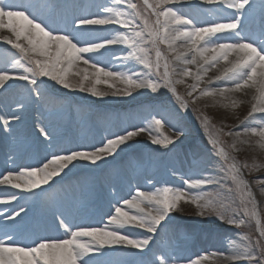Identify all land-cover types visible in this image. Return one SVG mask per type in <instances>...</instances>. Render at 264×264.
Segmentation results:
<instances>
[{
  "label": "rangeland",
  "instance_id": "obj_1",
  "mask_svg": "<svg viewBox=\"0 0 264 264\" xmlns=\"http://www.w3.org/2000/svg\"><path fill=\"white\" fill-rule=\"evenodd\" d=\"M88 1L90 5L81 10L85 15L103 12L105 8L135 14L136 31L143 34L138 47L146 50L141 54L155 65L156 53L160 52L159 72L163 74L167 66L168 76L172 80L183 81L175 84V87L177 95L188 101L189 108L187 111L179 110L176 105L178 101L172 98L166 88H161L158 92L140 89L129 97L108 95L97 98L85 92H71L48 78H42L43 82H39V87L44 91V100L40 104L26 102L24 122L17 130L18 134L27 137V142L17 148L14 156H6L8 150L0 143V171H18L28 165L38 167L45 161V157H50L55 149L50 148L43 137H36L34 126L40 121L49 125L53 144L70 148L77 144H98L109 133L131 125L143 127L146 121L155 116L162 119L163 123L159 129L153 128L154 133L175 137L176 131L171 126L182 130L183 134L174 144L168 148L151 144L149 135L145 132L134 138L127 147H123L117 156L108 158L107 163L90 165L83 160L74 162L75 167L66 170V174H61L62 178H54L56 183L48 190L50 199L66 210L73 224L103 227L111 206L116 204L114 197L132 199L136 195L137 186L144 192L161 193L165 187H184L187 193V186L183 184L182 178L200 179L210 176L215 181L213 184L194 188L192 193L201 198L200 203L211 202L214 206L225 204L230 209H238L240 217L246 221L244 225H230L214 214L201 216V209L195 203L182 200L179 202V211L169 213L156 233L150 234L135 227L125 229L133 236L150 237L149 247L143 254L131 247L117 246L106 250L105 255L100 258L101 264H155V259L161 255L170 258L169 264H190L195 260H199L200 264H247L244 259L225 260L219 253L225 256H243L250 246V240L260 238L258 222L264 225V135L260 134L264 129V114L257 112L251 120L242 123L252 111L253 104L264 107L261 86L257 84L242 92L229 91L220 96L219 89L232 88L230 81L214 80L215 77L222 76L223 70L230 66L226 61L221 59L215 66L204 65V59L196 53L197 63L186 64L185 60L192 59V53L187 52L185 41L175 40L170 46V43L161 39L167 35L171 41L175 36L176 26L171 20L169 31L165 33L164 18L158 16V13L171 4H162L161 0ZM144 1L147 6L152 7L154 13L145 6ZM7 2L22 4V0ZM34 2L43 12L40 15L32 9L30 11L33 16L43 19L50 27H63V9L53 10V6L59 5L61 0ZM262 3L264 0H254L252 7L256 14L253 17L245 16L239 31L240 36L258 46H264V38L261 37L262 22H258L259 19L262 20ZM132 4L136 5L135 9L131 8ZM174 10L180 15L187 14V18L193 19L197 26L205 21L220 20L231 11H222L219 6L210 7L202 4L201 0H187L186 3L176 5ZM125 18L131 16L126 15ZM158 19L160 23H157ZM255 21L256 25L253 24ZM90 31L97 40L130 35L126 28L115 25L101 26ZM4 37L16 39L10 29L0 28V65L8 64L13 59H19L27 65L23 54L7 44ZM19 42L27 46L23 37ZM127 51V45L117 44L110 46L107 53L90 54L88 58L115 71L130 74L145 72L146 68L135 58L125 59ZM209 55L210 53H205V56ZM233 58L229 56V60ZM65 67L69 82L77 84L82 79V74L78 76L76 73L88 66L83 61H78L70 68L67 65ZM185 67L191 69V75H182ZM91 71L93 70L89 69L90 79L85 81L89 87L94 83ZM196 73H200L199 80L195 78ZM110 83H115L117 88L124 87L118 81ZM193 85H198L195 91L190 87ZM95 86L99 91L107 93L115 90L109 84ZM22 88V82L14 85L0 100L5 97L9 102L22 99ZM190 91L191 96L188 95ZM210 92L216 94H208ZM12 107L15 108V104ZM151 108L154 111L150 116ZM245 128L249 131L245 132ZM252 128H256L257 132L252 133ZM237 133L240 135L237 136ZM210 141L217 142L215 147ZM149 180L152 181L151 184L148 183ZM65 191L84 199L71 203L65 198ZM13 193L18 196L22 194L21 190L11 186H0V201L8 199ZM23 195L25 199L11 201L8 206L0 203V233L11 230L12 226L5 223L7 215L10 210L19 211L20 205L28 210L26 216L21 213L22 227L16 237L21 244L30 245L37 236L65 238L64 229L58 228L57 218L53 216L48 201L33 200L27 194ZM59 196L65 202L68 201V204L61 205ZM245 211L247 215H244ZM216 243L220 246L215 247Z\"/></svg>",
  "mask_w": 264,
  "mask_h": 264
},
{
  "label": "snow or ice",
  "instance_id": "obj_2",
  "mask_svg": "<svg viewBox=\"0 0 264 264\" xmlns=\"http://www.w3.org/2000/svg\"><path fill=\"white\" fill-rule=\"evenodd\" d=\"M186 2L187 0H161L162 4H171L170 7L158 13V16L164 18V32L169 31V20L176 26L175 36L171 41L167 35L162 36L161 39L170 43V46L175 40H184L187 52L192 53V59L185 60L186 64L197 63L196 53L204 59V65L215 66L221 59L226 61L230 66L223 70L222 76L215 77L214 80L230 81L232 88L219 89L220 96H224L225 92L229 91L242 92L246 88L259 84L261 96L264 99V46H258L255 42H250L239 35L245 16L253 17L256 14V10L252 7L254 0H201L202 4L210 7L219 6L222 11L231 10L228 16L220 20L205 21L201 26H197L193 19H188L187 14L180 15L174 10L176 5ZM60 7L64 9L63 27H50L43 19L33 16L28 5L0 0V28L10 29L16 37L15 40L7 37L3 39L7 44L18 49L27 62L25 65L21 60L13 59L8 64L0 65V97L5 96L14 85H20L21 82L23 84L22 99L9 102L5 97L0 100V143L8 150L6 156L8 154L14 156L17 148L27 142V137L18 134L17 130L24 122L26 102L40 104L44 100V91L39 87V82H43L42 78H48L71 92H85L97 98L108 95L129 97L140 89L158 92L161 88H166L172 94V98L178 101L176 104L178 109L187 111L188 101L177 95L175 87V84L183 81L172 80L168 76L167 66L163 74L159 72L160 52L156 53L155 65L141 54L146 50L138 47L139 42L143 40V34L141 31H136L135 14L114 12L112 8H105L103 12L95 14L85 15L73 12L69 18L67 4L54 5L53 10ZM131 8L135 9L136 5L132 4ZM260 13L261 37L264 38V3L261 4ZM126 15L131 18H125ZM157 23H160L159 19ZM110 25L123 26L130 35L113 39L104 37L99 40L91 35L90 30ZM21 37L27 41V46L19 42ZM117 44L127 45L125 59L135 58L146 68V71L134 74L115 71L101 66L100 63H94L88 58L90 54L107 53L110 51V46ZM205 53L210 55L205 56ZM230 55L234 57L232 60H229ZM78 61H83L88 67L76 73L78 76L82 74V79L77 84H73L67 79L65 65L70 68ZM198 67L204 66L198 65ZM89 69L93 70L91 78H94L91 87L85 84V81L90 79ZM191 74V69L185 67L182 75ZM195 78L199 80L200 73H196ZM115 81L122 83L124 87L117 88L115 83H110ZM101 83L109 84L115 90L111 93L99 91L95 85ZM190 87L192 91H195L198 85ZM192 91L188 93L189 96L192 95ZM202 94H204L203 90ZM208 94L215 95L216 92ZM12 104H15V108ZM153 111L154 109L151 108L150 116ZM257 112L264 114V107L253 104L252 111L242 123L251 120ZM162 123V119L152 116L143 127L131 125L129 128L102 137L98 144L93 143L90 146L77 144L70 148H62L52 143V133L48 124L40 121L34 126L37 139L43 137L44 142L55 150L50 157H45V161L38 167L28 165L18 171H0V186H11L21 190L22 193L19 196L13 193L0 203L8 206L11 201L25 199L23 194H27L33 200L48 201L53 216L57 218L58 228L64 229L65 238L37 236L32 244H21L16 237L22 227L21 213L26 216L28 210L18 205L19 211L10 210L5 221L12 226L11 230L0 233V264H101L100 258L105 255L106 250L117 246L131 247L140 250L143 254L149 247L150 237L133 236L125 229L130 230L135 227L150 234L156 233L161 223L168 218L169 213L179 211V202L182 200L195 203L201 209L199 213L201 216L214 214L219 220L230 225H244L246 221L240 217L238 209H230L225 204L214 206L211 202L200 203L201 198L192 193L194 188L213 184L215 181L210 176L200 179L182 178L183 184L187 186V193L184 187L175 189L165 187L161 193L159 191L144 192L137 186L136 195L132 196V199L114 197L116 204L111 206L107 214L108 220L103 223V227L73 224L66 210L58 207L56 202L50 199L48 190L52 184L56 183L54 178H62L61 174L64 175L66 170L75 167L74 162L83 160L90 165L107 163L108 158L117 156L123 147H127L134 138L145 132L148 133L151 144L163 148L174 144L183 134L182 130L171 126L176 131L175 137L154 133L153 128L159 129ZM244 131L248 132L249 129L245 128ZM250 131L255 133L257 129L252 128ZM260 134L264 135V129ZM236 135L239 136L240 133ZM210 142L215 147L217 142ZM148 183L151 184L152 181L149 180ZM44 185L47 187H43ZM244 215H247V211ZM258 225L260 238L255 241L250 240V246L243 256L235 254L225 256L223 253H219V256L232 261L244 259L247 264H264V225H260L259 222ZM169 260V257L161 255L155 259V264H169ZM190 264H200V262L195 260Z\"/></svg>",
  "mask_w": 264,
  "mask_h": 264
},
{
  "label": "bare ground",
  "instance_id": "obj_3",
  "mask_svg": "<svg viewBox=\"0 0 264 264\" xmlns=\"http://www.w3.org/2000/svg\"><path fill=\"white\" fill-rule=\"evenodd\" d=\"M24 5H28L29 6V10L30 9H34L36 6H37V4L36 3H34L33 1H27V2H25L24 3ZM34 6V7H33ZM37 12L40 14V15H42V12H43V10H42V8L40 9H37ZM76 14H84V13H82V12H80V11H77V12H75ZM46 17V16H45ZM214 246L216 247H219L220 246V244L219 243H216V244H214Z\"/></svg>",
  "mask_w": 264,
  "mask_h": 264
}]
</instances>
